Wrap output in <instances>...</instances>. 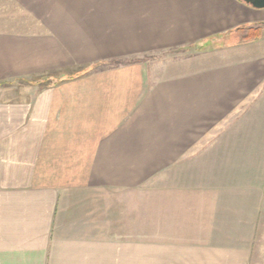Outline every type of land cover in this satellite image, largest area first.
<instances>
[{
	"label": "crops",
	"instance_id": "obj_1",
	"mask_svg": "<svg viewBox=\"0 0 264 264\" xmlns=\"http://www.w3.org/2000/svg\"><path fill=\"white\" fill-rule=\"evenodd\" d=\"M10 2L22 21L0 30V83L57 79L0 90V264H251L264 244V30L228 34L264 24V9ZM114 60L133 62L75 70Z\"/></svg>",
	"mask_w": 264,
	"mask_h": 264
},
{
	"label": "rangeland",
	"instance_id": "obj_2",
	"mask_svg": "<svg viewBox=\"0 0 264 264\" xmlns=\"http://www.w3.org/2000/svg\"><path fill=\"white\" fill-rule=\"evenodd\" d=\"M18 6L16 3L15 4H11L10 0H0V30L2 29H6L9 28L10 25H18L19 22L22 21V18L19 14L20 11H18ZM58 8V6H57ZM56 8V10H57ZM17 11V12H16ZM44 22H46L48 24V22H52L51 19L48 20H44ZM242 27H260L262 29L261 32V37L263 35V30H264V24H257V25H246V26H242ZM241 28V27H240ZM229 37L231 38V36L234 38L233 33H229L228 34ZM228 35H225L228 36ZM261 37L259 39H261ZM258 39V40H259ZM224 41L222 39H220L219 41H215V43H217L216 45H218L219 47H223V45H221ZM228 43V41H227ZM203 48L202 47H190L187 49H181V50H172V51H165V52H157L155 54H153L152 60L156 59V58H160L162 60H175V59H179V58H185L188 57L190 58L191 56L196 55L197 53L202 52ZM207 51H213L216 50L215 45H210L207 49H205ZM155 57V58H154ZM129 62H133L130 60L127 61H123V60H114V61H109V62H103V64H96L95 67L93 68H86L85 65H83L81 68H76V72L79 71L80 73H88L89 70H101V69H107V68H112L115 66H118L120 64L123 63H129ZM77 74V73H76ZM57 79V78H55ZM52 78H41V77H35L34 79H32L33 81H28L31 82L27 83V82H23V81H18L17 83L10 85V84H2L0 83V90H4V91H9V89H11V86L14 87V90H32L34 89V86H38L37 88H35L34 90H37L38 88H44L45 86L49 85L53 80H55ZM38 80V81H37ZM37 81V84H36ZM33 82L35 85H33ZM39 83V84H38ZM142 192H140V199L144 198L145 201V219H146V223L144 226V230L145 233L147 235V241H154L155 239H150L149 237L153 236V218H154V189H153V181H149L146 183V188H145V195ZM143 196V197H141ZM137 198L138 195L135 194L134 196H130V217H136L137 216V210L135 209L134 205L137 202ZM136 226V225H135ZM135 231V233L133 232ZM262 231H264V229H262ZM131 235L132 234H136L137 233V228L132 227L130 229ZM149 238V239H148ZM123 240H129V241H137L138 239H123ZM224 240V239H223ZM227 240H231L232 239H227ZM260 240V239H259ZM260 248H261V252H260ZM259 252L257 253L256 256H254V259L251 261V264H264V244L262 243L261 246H258Z\"/></svg>",
	"mask_w": 264,
	"mask_h": 264
},
{
	"label": "trees",
	"instance_id": "obj_3",
	"mask_svg": "<svg viewBox=\"0 0 264 264\" xmlns=\"http://www.w3.org/2000/svg\"><path fill=\"white\" fill-rule=\"evenodd\" d=\"M262 29L260 27H241L233 31V36L238 38L241 43L256 41L261 37Z\"/></svg>",
	"mask_w": 264,
	"mask_h": 264
},
{
	"label": "water",
	"instance_id": "obj_4",
	"mask_svg": "<svg viewBox=\"0 0 264 264\" xmlns=\"http://www.w3.org/2000/svg\"><path fill=\"white\" fill-rule=\"evenodd\" d=\"M247 5L252 6L255 9L263 10L264 9V0H242Z\"/></svg>",
	"mask_w": 264,
	"mask_h": 264
}]
</instances>
